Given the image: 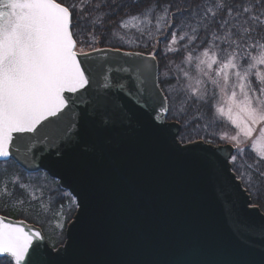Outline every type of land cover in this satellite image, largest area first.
<instances>
[{
    "label": "snow or ice",
    "instance_id": "obj_1",
    "mask_svg": "<svg viewBox=\"0 0 264 264\" xmlns=\"http://www.w3.org/2000/svg\"><path fill=\"white\" fill-rule=\"evenodd\" d=\"M97 28L119 46L96 47ZM161 38L162 56L182 57L180 75L167 65L160 72L157 51H124L158 48ZM78 41L92 52L78 51ZM81 56L94 58L84 67ZM81 90L97 108L135 94L157 121L171 114L195 135L218 137L230 146L224 164L233 179L251 195L264 193V0H0V158L26 163L37 143L60 155L57 141L82 127V117L65 111V93ZM217 123L223 130L209 132ZM11 183L28 196L16 204L51 210V198L46 204L21 177ZM3 194L13 193L5 186ZM62 214L63 205L55 215ZM43 239L0 216V264H46Z\"/></svg>",
    "mask_w": 264,
    "mask_h": 264
},
{
    "label": "water",
    "instance_id": "obj_2",
    "mask_svg": "<svg viewBox=\"0 0 264 264\" xmlns=\"http://www.w3.org/2000/svg\"><path fill=\"white\" fill-rule=\"evenodd\" d=\"M92 58L80 57L84 67ZM65 96L69 116L82 117L79 136L57 141L60 155L37 143L26 163L14 159L76 198L64 243L55 247L40 225L0 213L40 230L46 264H264V210L227 170L229 145L181 141V123L163 114L157 121L135 94L103 108L84 90Z\"/></svg>",
    "mask_w": 264,
    "mask_h": 264
},
{
    "label": "rangeland",
    "instance_id": "obj_3",
    "mask_svg": "<svg viewBox=\"0 0 264 264\" xmlns=\"http://www.w3.org/2000/svg\"><path fill=\"white\" fill-rule=\"evenodd\" d=\"M96 47L99 48L100 46H96ZM90 49L91 48L88 46L82 47L77 45V50L79 51H85ZM217 125L221 126L218 123ZM214 128L216 127L214 126ZM219 142L224 144L223 141L219 140ZM0 172L4 174L2 176V181L0 183L3 190L5 186L9 187L8 182L11 183L12 181H14V179L17 176H19L22 178L23 183L30 185L29 191H32V189L35 188L37 195H41V194L43 195L44 202L46 204L49 202V198H51V210L47 214H44L43 216L39 215L40 216L39 219L41 220L42 226L47 233L48 236L47 239L50 242V244L53 246L54 245L56 246L59 243L63 244L66 239L67 225L69 221L73 218V215L77 209L76 198L70 193V191L62 187L59 181H58L59 184L57 185L55 182L56 180H54L56 178L54 179L51 178V176L47 172H43V171H38L33 173H28L26 171L23 172L19 167H17L10 161L9 162H5L4 160L0 161ZM60 187H62V190L60 189ZM12 197L16 199H24L25 201H28V196L21 189L17 192L14 191ZM30 204L37 206V203L34 201ZM61 205H63V214L61 216H57L55 215V213L60 208ZM37 207L40 210V205H38ZM57 220H59V223L62 224V228H58L55 226Z\"/></svg>",
    "mask_w": 264,
    "mask_h": 264
},
{
    "label": "trees",
    "instance_id": "obj_4",
    "mask_svg": "<svg viewBox=\"0 0 264 264\" xmlns=\"http://www.w3.org/2000/svg\"><path fill=\"white\" fill-rule=\"evenodd\" d=\"M58 1H60V0H58ZM65 2L66 3H71L72 0H65ZM181 2H183V0H181ZM105 11H107V9H105ZM108 27L110 28L111 25H109ZM107 31H108L107 28L104 29L103 32H102L101 29L97 28L96 34L99 37L101 42L99 43V45L97 44L96 46H100V47H103V46L118 47L119 44L116 43V42H113L112 44H107V43L104 42V38H105L104 34L107 33ZM78 45L82 46V47L88 46L86 43H80L79 41H78ZM163 47H164L163 38H161V43L158 46V48L144 49V48L131 47V48H125V49L136 50V51H144V52H147L149 50L157 51L158 58L160 60V69H159L160 72L163 73L165 70H167L166 67H165L167 65L168 68L171 69L170 75H172V76L180 75V73L178 72V67L179 68H185V65H183L181 63L182 57L180 55H175V54H172V53H169L167 57L162 56L160 54V52H159V48H163ZM161 78L163 79V77H161ZM172 83L175 84L176 81L173 80ZM161 87L162 88L166 87V85L161 84ZM207 110H208L207 107H205L203 109V111H207ZM169 119H175V118H174L173 115L169 114ZM178 121L181 123V131H180V134H179V139L181 141L189 142V141H193V140H197V139H204V140L211 139L212 143H214V144L220 143L218 137H213V136H210V135H206L203 132H201L200 135H195L193 133L192 129H190L188 127H185L184 123L182 121H180V120H178ZM202 123L206 124L207 120L203 121ZM218 124H220L221 126H218L216 124L215 125L216 128H214V127L210 128L208 131L209 132L221 131L222 128L224 127V125L222 123H218ZM10 162H12L14 165L19 167L23 172H25V170L22 167H20L16 163L15 160L11 159ZM3 175L4 174L2 172H0V183L2 181V176ZM7 177H9V176H7ZM54 180H56L55 182L58 185L59 184L58 180L57 179H54ZM243 185L247 188V185H245V184H243ZM8 186L9 187H7V188H8V191L10 193H13L14 191L17 192V191L20 190L19 187H16L13 190V184H11L10 182H8ZM60 189L62 190V187H60ZM3 191L4 190H3V188L1 187V184H0V213L8 215V216H12V217L24 218V219H26V220H28L30 222H33V223H36V224H39V225L42 226V222L39 219L40 218L39 215L43 216L44 213L42 214V212L38 209V207H37L38 204H37V206H34L33 204H29V203H25L23 205L16 204L15 202H16L17 199L13 198L12 195L11 196L4 195ZM251 199H252V203L253 204L259 205L264 210V193H261L258 196L257 195H251ZM59 201H60V199H59ZM52 215H53V213H52ZM42 228H43V226H42ZM43 230L46 233L44 228H43ZM46 235H47V233H46Z\"/></svg>",
    "mask_w": 264,
    "mask_h": 264
}]
</instances>
